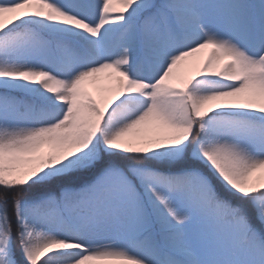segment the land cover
I'll list each match as a JSON object with an SVG mask.
<instances>
[{
    "label": "snow or ice",
    "instance_id": "1",
    "mask_svg": "<svg viewBox=\"0 0 264 264\" xmlns=\"http://www.w3.org/2000/svg\"><path fill=\"white\" fill-rule=\"evenodd\" d=\"M0 264H264V0H0Z\"/></svg>",
    "mask_w": 264,
    "mask_h": 264
},
{
    "label": "rangeland",
    "instance_id": "2",
    "mask_svg": "<svg viewBox=\"0 0 264 264\" xmlns=\"http://www.w3.org/2000/svg\"><path fill=\"white\" fill-rule=\"evenodd\" d=\"M199 55H200V54H197V57L189 58L188 61L186 62V64L191 65V64L195 63L196 60L198 59ZM178 71H179V72H183V71H185V67H181V68H179ZM90 90L93 91L94 94H97V95H100V94H101V91H100V88H99V87H97V88H92V89H90Z\"/></svg>",
    "mask_w": 264,
    "mask_h": 264
}]
</instances>
